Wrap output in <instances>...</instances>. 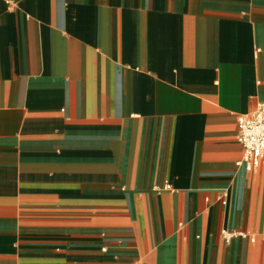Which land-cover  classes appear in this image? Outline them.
<instances>
[{
    "label": "crops",
    "instance_id": "0c3cea01",
    "mask_svg": "<svg viewBox=\"0 0 264 264\" xmlns=\"http://www.w3.org/2000/svg\"><path fill=\"white\" fill-rule=\"evenodd\" d=\"M264 0H0V264H264Z\"/></svg>",
    "mask_w": 264,
    "mask_h": 264
},
{
    "label": "built area",
    "instance_id": "2783aa9c",
    "mask_svg": "<svg viewBox=\"0 0 264 264\" xmlns=\"http://www.w3.org/2000/svg\"><path fill=\"white\" fill-rule=\"evenodd\" d=\"M237 141L243 150L244 166L251 168L264 160V104L251 115L238 118Z\"/></svg>",
    "mask_w": 264,
    "mask_h": 264
}]
</instances>
